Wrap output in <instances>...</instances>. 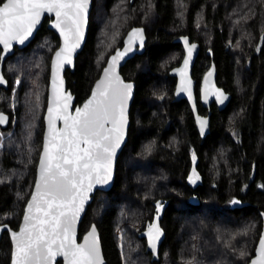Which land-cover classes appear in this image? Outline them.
Listing matches in <instances>:
<instances>
[{
  "label": "trees",
  "instance_id": "trees-1",
  "mask_svg": "<svg viewBox=\"0 0 264 264\" xmlns=\"http://www.w3.org/2000/svg\"><path fill=\"white\" fill-rule=\"evenodd\" d=\"M48 22L29 47L7 59L10 86L0 89V113L10 115L9 126L0 125L7 136L0 149V225L13 229L21 224L43 147L51 60L60 46ZM136 26L146 28L148 42L122 68L136 83L129 141L114 186L96 194L80 239L96 224L108 264H249L264 213V41L258 48L264 0H93L86 45L75 70L66 72L76 104L90 96ZM181 36L201 45L194 76L216 66L219 86L232 95L225 110L214 109L207 136L199 134L189 105L174 98ZM193 165L202 175L195 188L188 182ZM165 203L166 239L155 261L142 233ZM11 257L5 233L0 264H11Z\"/></svg>",
  "mask_w": 264,
  "mask_h": 264
},
{
  "label": "snow or ice",
  "instance_id": "snow-or-ice-1",
  "mask_svg": "<svg viewBox=\"0 0 264 264\" xmlns=\"http://www.w3.org/2000/svg\"><path fill=\"white\" fill-rule=\"evenodd\" d=\"M87 6L88 0H0V44L5 49L11 48L13 41L23 44L32 35L41 16L54 13V26L64 37V46L56 52L58 74L64 63L71 64V53L83 38L81 26ZM141 31L133 30L129 46L111 58L112 63L104 72L105 79L97 84V90L83 108L75 110V115L68 112L70 95L58 97L63 99V104L49 108L50 136L40 163L36 195L27 205L24 226L19 233H12L16 241L14 264H53L58 255L64 257L67 264H100L95 227L85 238V243L79 245L75 224L93 187L107 184L111 179L112 160L123 139L127 101L132 90L130 83L115 74V67L117 61L132 50L134 40L139 39L143 46ZM191 54L190 47L189 58ZM184 64L185 68L180 70L182 77L188 60ZM3 82L0 77V83ZM188 83L182 79L180 90L191 96ZM55 87L53 81L54 91ZM217 99L223 103L226 97L218 93ZM56 120L64 123L59 132L56 131ZM5 121L6 118L0 116V124ZM200 124L203 131L206 121L201 120ZM198 178L195 171L189 177L192 183ZM159 235V227L151 225L152 248L156 247ZM252 264H264V239L260 242V255Z\"/></svg>",
  "mask_w": 264,
  "mask_h": 264
},
{
  "label": "water",
  "instance_id": "water-1",
  "mask_svg": "<svg viewBox=\"0 0 264 264\" xmlns=\"http://www.w3.org/2000/svg\"><path fill=\"white\" fill-rule=\"evenodd\" d=\"M92 9H93V0H88V6L86 9L84 22L81 26L82 31H83V38L80 41L79 47L76 48L71 53V61H72L71 64L64 63L63 66L61 67V69L59 70L58 74L56 71V52L59 51L64 46V37L62 36L60 30L54 26L55 25L54 13H45L44 15H42L39 24H37L36 27L33 29L32 35L30 37H28V39L25 40V42L23 44H20L17 41H13L12 47L9 49H5L4 46L2 44H0V48L2 49L1 59H0V77H2V79L4 81L3 83H0V89L4 88L7 90V89H9V86H10L9 81L6 78L5 73H4V67H5V63H6L7 59L9 57L13 56L16 53L17 49L22 50V49H25V48L30 46V44L35 40L38 32L40 31L41 27L43 26V24L47 18L49 19L48 28L50 30H53L58 35V37L60 38V46L54 52L52 60H51L50 81H49V89H48V104H47L45 118H44L45 119V132H44V138H43V147H42V151H41V155H40L38 167H37L36 181H35L32 193L30 195V198H29V200L25 206L24 214H23L22 221H21L19 228L13 229L8 224L0 225V245H1V242H2V239H3V236L5 233L9 234L10 240L12 243L11 264H14L15 252H16V241L13 239L12 233H14V232L19 233L20 229L24 226V216L27 214V205L32 202V196L36 195V185L40 181V163H41V160L43 159V156H44L45 145L48 143L49 136H50V132H49V111H48L49 108H54L58 103L63 104V102H64L63 99H58V97L70 95L71 100L68 101V104H69L68 112H69V114L75 115V110L77 108L82 109L83 106L85 105V103L92 97L93 92H95L97 90V87H96L97 84L101 80L105 79L104 72H105V69H108L110 64L112 63L111 58L113 56H115L118 51H124L125 48H127L129 46L130 34L133 32V30L138 29V30H142L141 35H142V39H143V46L142 47L140 46V40L139 39L134 40V42L131 45L132 50L130 52H128L123 58L119 59L116 63V67H115V74L117 76H119V78L122 81H124L125 83H130L132 85V90H131V96L127 101V108H126L127 123L124 127L123 139L120 143V146L116 149L115 156L113 157V160H112L111 179L108 181L107 184L95 185L93 187V190L89 193L88 200L84 204V209L80 213L79 218L75 224V238H76V243L79 245H83L85 243V238L88 237L89 233L92 231L93 226L95 227L96 237L98 240L100 264H108L106 257H105V254H104V249H103L102 240H101V234H100V230H99L98 226L96 224H92L91 228L84 234L82 239H80V229H81L82 222H83V220H84V218L88 212L89 206L94 202L96 194L99 191L108 192L114 186V183L116 180L118 159H119L121 153L123 152L125 146L127 145L128 141H129V131H130V127H131V109H132V105H133L135 95H136V83L134 81H127L125 79L124 75L122 74V68L128 63V61L135 58L137 55H143L145 53L146 44L148 42V36H147V30L145 27H142V26L133 27L127 33V35L124 39L123 46L118 48L109 57L108 62L106 64L105 68L103 69L101 76L95 82V84L92 88L90 96L82 104H76V102H77L76 96L73 93V91L71 89H69V87H68L66 72L68 69H70L72 71L75 70L76 64H77V58L80 55V53L84 50V47H85L87 39H88L89 29H90ZM185 40H187V43H185ZM263 41H264V37L261 38L258 48H261ZM175 43L180 44L184 50V57H183L180 65L175 67L172 70V75L176 78V81H177L175 91H174L175 92L174 93L175 100L178 102L182 101L184 99L189 101L191 108H192V111L195 115L198 132L203 136H207L211 133V120H210V116L203 117L199 114L198 106H197V97H196V92H195L196 81L193 77L194 69H195L197 61L199 59V56H200L201 45L198 42H194L191 39V37H189V36H181L175 40ZM193 45H194V47H193ZM190 47L192 48V54H191V57L189 58L188 49ZM185 60H188V66H187V69L185 70L184 77H182L180 70L185 68V64H184ZM210 72L212 73L211 76H209ZM182 79L186 82H190V83L186 84V86L190 87L191 96H189L187 91H181L180 90L181 84H182ZM53 81H55V85H56L55 91L53 88ZM200 92H201V100L206 107H210V105L214 101H217L220 109L225 110L230 105V103L232 101V95L230 93L226 92L218 84V70H217L216 66H211L206 71V73L204 74V77H203L202 83H201ZM218 93H222L223 96L226 97V99H224L223 103H221L220 100L217 99ZM0 116H3L6 118V121L0 125L3 128L8 127L10 124V115L7 113H0ZM201 120L206 121V124L203 128V131L201 130V124H200ZM55 125H56V131L57 132H59L64 127V123L62 120H56ZM108 127H110V125H108ZM198 177L199 178L197 180L199 183H201L202 182V176L198 175ZM167 205H168V203H165L158 209V213L154 217V220L151 224V225L158 226L160 229L159 238L155 241V243H156L155 248H152L150 238H149V229H150L151 225L142 233V237L147 242V251L152 254L153 259L155 261L160 260L161 248H162L163 243L166 239V232L164 231V229L162 227V220L164 218V214H165V210L167 208ZM262 239H264V213H263L262 233H261L260 239H259L258 244H257L255 255L251 259L249 264H252V262L254 260L258 259L259 255H260V242ZM59 262H62V264H67V260L64 257L58 255L55 257L53 264H59Z\"/></svg>",
  "mask_w": 264,
  "mask_h": 264
},
{
  "label": "flooded vegetation",
  "instance_id": "flooded-vegetation-1",
  "mask_svg": "<svg viewBox=\"0 0 264 264\" xmlns=\"http://www.w3.org/2000/svg\"><path fill=\"white\" fill-rule=\"evenodd\" d=\"M194 70H195V69H194ZM205 73H206V72H205ZM205 73H204V74H205ZM204 74H203L202 77L199 78V79L196 78V77L193 75V77H194V79H195V81H196L195 92H196V97H197V106H198L199 114H200L201 116H203V117H208V116H210L211 125H212V116H213L214 109H218V110H221V109H220V107L218 106L217 101H214V102L210 105V107H206V106L203 104L202 100H201V92H200V88H201V83H202V79H203V77H204ZM174 93H175V92H174ZM174 98H175V96H174ZM182 101H185V102L189 105V108H190V110H191V112H192V114H193L194 122H195V125H196V128H197L195 115H194V113H193V111H192V108H191V105H190L189 101L186 100V99H184V100H182ZM182 101H179V102H182ZM221 111H222V110H221ZM211 127H212V126H211ZM199 134H200V133H199ZM200 135H201V134H200ZM201 136H203V135H201ZM193 171H195V173L198 174L199 176H202V175H201L200 172L197 170V167H196L195 165H193L192 171L189 173V176H188V182H189V184H190L191 186H193V187L195 188V187H197L200 183L198 182V180H196L195 183H192V181L189 179V177L192 176ZM59 263H60V262H59ZM60 264H62V262H61Z\"/></svg>",
  "mask_w": 264,
  "mask_h": 264
},
{
  "label": "rangeland",
  "instance_id": "rangeland-1",
  "mask_svg": "<svg viewBox=\"0 0 264 264\" xmlns=\"http://www.w3.org/2000/svg\"><path fill=\"white\" fill-rule=\"evenodd\" d=\"M6 134L4 131L0 128V149L3 147L4 141L6 139ZM161 206V204L158 205V208Z\"/></svg>",
  "mask_w": 264,
  "mask_h": 264
}]
</instances>
